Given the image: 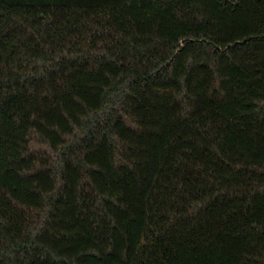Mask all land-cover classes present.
I'll return each instance as SVG.
<instances>
[{
  "label": "trees",
  "instance_id": "obj_1",
  "mask_svg": "<svg viewBox=\"0 0 264 264\" xmlns=\"http://www.w3.org/2000/svg\"><path fill=\"white\" fill-rule=\"evenodd\" d=\"M0 264H264V0H0Z\"/></svg>",
  "mask_w": 264,
  "mask_h": 264
}]
</instances>
